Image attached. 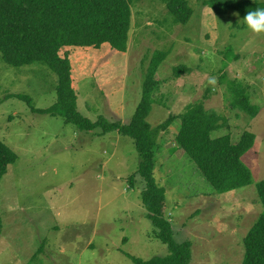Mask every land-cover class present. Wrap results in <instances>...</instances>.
<instances>
[{"label": "rangeland", "instance_id": "rangeland-1", "mask_svg": "<svg viewBox=\"0 0 264 264\" xmlns=\"http://www.w3.org/2000/svg\"><path fill=\"white\" fill-rule=\"evenodd\" d=\"M206 1L188 0L194 13L184 25L159 0H134L128 51L72 48L73 85L83 116L130 124L153 56L170 51L158 70L152 127L204 103L226 121L214 138L230 135L236 144L246 131L256 136L242 159L253 175L249 186L218 194L183 150L174 152L181 119L161 133L154 173L167 190L175 241L192 244L190 264H243L244 238L263 211L264 16H219ZM180 67L188 71L174 77ZM231 83L247 88L255 117L234 107ZM57 85L46 64L14 67L0 54V141L18 156L0 181V264H135L129 256L168 255L143 205L140 176L129 183L141 162L134 141L82 132L60 116L32 112L19 97L48 109Z\"/></svg>", "mask_w": 264, "mask_h": 264}, {"label": "trees", "instance_id": "trees-1", "mask_svg": "<svg viewBox=\"0 0 264 264\" xmlns=\"http://www.w3.org/2000/svg\"><path fill=\"white\" fill-rule=\"evenodd\" d=\"M159 1L173 16L175 24L186 25L191 20L194 12L188 0ZM133 3L134 0H0V54L8 65L23 67L44 63L58 76L56 101L50 108L36 109L31 105V98L19 96L32 112L60 116L82 132L94 135L97 131H100L99 135L116 132L134 141L141 162L129 183L135 180L136 175L140 176L144 184L141 194L143 205L156 229L157 239L168 247L169 253L146 261L129 256L131 260L135 264H190L192 244L175 241L172 224L165 215L167 190L158 184L154 175L157 153L161 152V133L181 119L177 146L173 151L183 150L218 194L252 184V172L242 159L255 146L256 136L246 131L236 144L230 135L214 138L213 133L224 129L226 121L221 124L223 118L214 111H208L204 103L191 104L184 114L170 115L166 122L152 127L148 117L155 103L153 95L162 83L158 70L170 51L156 52L153 56L143 82L142 99L130 124L110 122L104 117L92 121L80 113L73 85L71 49H101L108 44L113 50L126 53L133 24ZM205 4L219 16L229 12L237 13L242 19L264 16V1L207 0ZM186 71L187 68H175L173 76L179 77ZM231 88L234 107L255 117L259 107L252 104L247 88L236 83H231ZM17 160V154L0 141V181ZM257 194L263 211L244 238L243 264H264V180L258 184Z\"/></svg>", "mask_w": 264, "mask_h": 264}]
</instances>
